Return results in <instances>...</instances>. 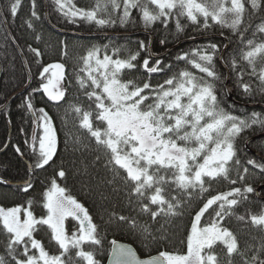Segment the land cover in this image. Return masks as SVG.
<instances>
[{
  "label": "snow or ice",
  "instance_id": "1",
  "mask_svg": "<svg viewBox=\"0 0 264 264\" xmlns=\"http://www.w3.org/2000/svg\"><path fill=\"white\" fill-rule=\"evenodd\" d=\"M21 3L12 0L9 4L11 18L17 17ZM51 3L61 22L78 27L88 24L97 30H127L139 22L145 31L161 33L159 44L164 48L170 42L178 43L189 24L202 36L217 26L224 36L226 29L240 47L226 53L231 41L225 37L227 43L209 40L171 56L153 52L151 38L135 41V47L127 37L124 44L106 37L108 43L80 45L84 54L78 57L79 71L74 79L86 103H72L66 99L68 89L74 86L72 80L67 87L62 86L65 64L43 65L41 48L28 45L41 70L37 86L27 80V94L17 108L31 117L30 139L24 143L32 162L15 187L13 181L0 177V188L4 189L0 198L30 194L35 190L37 170H46L56 162L58 129L45 107L35 106V96L41 93L56 107L64 102L65 113L76 114L89 144L79 133L72 134L74 149L91 150L92 142L103 149L105 167L112 172L109 183L120 180L129 203L134 201L141 214L153 221L163 215L168 223L189 216L182 252L165 250L141 259L134 248L113 240L110 264H264V241L254 251L248 245L242 249L225 223L231 217L245 221L248 215L251 224L264 231V206L259 213L236 211L251 203L254 183L264 180V163L240 156L242 144L250 143L249 133H264V113L253 110L240 116L226 110L222 105L230 91L226 84L230 76L219 70L222 65L235 75V85L244 96L264 97V18L254 28L252 25L262 0H95L92 6H78L75 0ZM30 5L31 18L39 21L37 0H30ZM26 23L35 31L31 19ZM34 40L39 44L42 36L37 34ZM12 44L15 40L5 35L4 48ZM25 69L30 74L27 63ZM75 99L79 101V96ZM0 111L11 124L7 96L0 102ZM61 120L66 126L64 117ZM8 147L5 143L0 150ZM13 147L21 159L26 158L19 145ZM258 148L264 151V141ZM55 177L66 180V170L60 166L41 193L44 214L36 215L34 205L38 202L31 195L20 204H0V235L4 237L0 264H100L95 258L102 246L98 225L89 209L66 194ZM113 218L122 224L131 219V229L138 231L146 247L161 237L168 239L163 231L157 236L147 224L140 225L128 216L113 214L109 223Z\"/></svg>",
  "mask_w": 264,
  "mask_h": 264
},
{
  "label": "trees",
  "instance_id": "2",
  "mask_svg": "<svg viewBox=\"0 0 264 264\" xmlns=\"http://www.w3.org/2000/svg\"><path fill=\"white\" fill-rule=\"evenodd\" d=\"M11 2L12 0H0V102H3L5 96L10 98L15 94L9 101L11 124L8 123L7 114L0 111V146L7 143V141L9 143V147L6 150H0V177L13 182H20L22 178H25L26 165L32 162V157L29 155L24 143L26 139H30L32 131L31 117L26 116L17 108L24 95L27 94L28 89L25 87L27 80H31L33 87L37 86V74L41 70L40 66L34 62L33 55L28 52V45L41 48L43 65L50 61L61 60L64 62L66 66L64 86H68L69 79L72 80L74 85L66 93V99L72 103L81 101L86 103V98L79 92L78 86H75L74 79V73L79 71L80 62L78 57L84 54V48L80 45L108 43L109 41L106 37H112L117 44H124L126 42L124 37H127L128 40L133 42L131 46L135 47V41H146L151 38L153 41L151 50L153 52L160 54L170 53L171 56H175L182 50H187L197 44L206 43L209 40L217 43H227L228 41L225 40V37H228V40L231 41L229 47L225 49L226 53H231L240 47L238 41L230 35L228 30H223L224 36H221L219 26L215 30L209 31L207 36H202L194 32L193 26L189 24L178 43L170 42L164 48L159 44L161 33L151 29L145 31L139 22L135 28L129 26L127 30L118 27L97 30L95 26H89L88 24H82L79 27L69 25L60 21L58 14L54 11L51 0H37V11L41 16L39 21L31 18L30 0H22L18 15L13 19L8 15V7ZM76 2L81 6H92L95 0H81V2L76 0ZM262 18H264V0H262L260 11L252 17L253 28L260 23ZM29 19L32 20L35 31L27 27L26 21ZM182 23L188 22L182 20ZM169 27L174 30V24H170ZM156 28L159 29L160 25L157 24ZM251 33L252 29L249 30L247 36L251 37ZM37 34L42 36L39 44L34 40ZM5 35L8 37L10 35L15 40V44L10 45L7 49L3 46V37ZM189 36L194 37V39H188L187 37ZM260 38V34H258V42ZM65 42L67 44L66 48L64 47ZM175 45H177L176 48L167 52V49ZM65 52L66 55L63 54ZM25 63L31 70L30 74L25 69ZM219 70L222 74L230 76L227 80V87L230 89L232 96L230 99L229 91H227L224 96L225 102L222 105L226 110L240 116H247L253 110L264 113V97L256 95L255 99H251L244 96L242 90L237 89L235 85V75L222 65ZM80 75L84 74L80 73ZM247 79L248 77L246 76L245 80ZM255 84L256 81L253 79V85L255 86ZM76 96H79V101L75 99ZM34 103L37 108L45 107L49 114L54 117L59 138L58 156L51 167L46 170H37L36 176L33 177L35 186L33 192L10 196L7 199L0 198L1 204H20L25 201L26 195H31L38 202L34 205L36 215L44 214L46 210L42 208V203H40L41 193L47 189L54 172L62 166L66 170L67 179L55 178L62 187L66 188L67 194L72 195L89 209L94 222L98 225L102 246L97 251L95 258L100 261V264H105L113 240L129 243L140 257L158 255L160 251L165 250L169 252H182L184 250L181 240L184 237L185 229L189 226V216L187 214L173 223L166 222V218L163 215L153 221L147 214H141L134 201L129 203L124 185L120 180L115 181V183H109L112 180V172L105 167L106 155L103 149H98L94 142L91 143V150L85 148L74 149L72 134L79 133L84 137V143L89 144L87 134L79 129L76 114L72 111L65 113L66 105H64V102H61V107H56L47 101V98L41 93L36 94ZM61 117H64L66 126L65 123H62ZM21 128L25 130L24 134H21ZM258 134L249 133V137L251 138ZM66 140L67 144L65 143ZM262 141H264V136L250 141L248 145L242 144L241 159L253 158L258 162L264 163V151H260L258 148ZM14 145L21 147L25 152L26 158L21 159L14 151ZM97 155L100 156V160L96 159ZM252 179L253 177L250 176L249 180ZM263 184L264 180H257L254 183V187L256 189ZM116 189H119V191ZM0 191H4V189L0 188ZM249 198L251 203H245L237 208L238 214H246V209H250L251 213L261 212L262 206H264V186L260 188L258 197L253 193L249 194ZM113 214L115 216H128L135 219L140 225L147 224L157 236H160L161 231H163L168 239L161 237V239L150 243L146 247L138 237V231L134 232L131 229V219L129 224L117 223L114 218L109 223V219ZM205 219H207V216ZM225 223L238 237L242 249L248 245L254 251L264 241V231L253 226L248 215H246L245 221H239L235 217H231ZM3 240L4 237L0 235V252L3 251ZM85 247L91 250L89 246L86 245ZM252 251L249 252V255L252 254ZM261 258L264 259V253L261 254Z\"/></svg>",
  "mask_w": 264,
  "mask_h": 264
},
{
  "label": "water",
  "instance_id": "3",
  "mask_svg": "<svg viewBox=\"0 0 264 264\" xmlns=\"http://www.w3.org/2000/svg\"><path fill=\"white\" fill-rule=\"evenodd\" d=\"M6 29H7V28H6ZM9 37H10V35H9ZM10 38H11V37H10ZM176 47H177V45L171 47L170 49L167 50V52L171 51L172 49H174V48H176ZM226 84H227V81H226ZM14 96H15V94H13V95L9 98V101H10ZM231 96H232V93L230 92V93H229V98H230V99H231ZM261 136H264V133H262V134H258V135L254 136V137H251V138H250V141H252V140H254V139H256V138H259V137H261ZM7 143H8V141H7ZM14 185H15V184H14ZM263 186H264V185H261V186H259V187L256 189V191H255L256 196L259 195L258 192H259L260 188H262ZM115 241L117 242V244H124V245L130 246V247L133 248V246H131L129 243H126V242H123V241H119V240H115ZM134 250H135V249H134ZM111 251H112V243H111V245H110L109 253H108V256H107V258H106L105 264H110ZM152 256H156V255H151V256H148V257H140V256H139V257H140L141 259H146V258H150V257H152Z\"/></svg>",
  "mask_w": 264,
  "mask_h": 264
},
{
  "label": "rangeland",
  "instance_id": "4",
  "mask_svg": "<svg viewBox=\"0 0 264 264\" xmlns=\"http://www.w3.org/2000/svg\"><path fill=\"white\" fill-rule=\"evenodd\" d=\"M80 2H81V0H80ZM75 3L77 4L78 2H76V0H75ZM78 5V4H77ZM78 6H81V5H78ZM49 63H64V62H62L61 60H57V61H50V62H46V63H44V65L46 66L47 64H49ZM62 86H64V82H62ZM65 87V86H64ZM57 183H59L58 182V180H57ZM60 184V183H59ZM60 186H61V184H60ZM62 187V186H61ZM47 190V189H46ZM67 194V193H66ZM69 195V194H68ZM1 204V203H0ZM5 205V204H4Z\"/></svg>",
  "mask_w": 264,
  "mask_h": 264
},
{
  "label": "bare ground",
  "instance_id": "5",
  "mask_svg": "<svg viewBox=\"0 0 264 264\" xmlns=\"http://www.w3.org/2000/svg\"><path fill=\"white\" fill-rule=\"evenodd\" d=\"M16 183H18V182H13V186H15L14 184H16Z\"/></svg>",
  "mask_w": 264,
  "mask_h": 264
},
{
  "label": "crops",
  "instance_id": "6",
  "mask_svg": "<svg viewBox=\"0 0 264 264\" xmlns=\"http://www.w3.org/2000/svg\"><path fill=\"white\" fill-rule=\"evenodd\" d=\"M33 127V126H32Z\"/></svg>",
  "mask_w": 264,
  "mask_h": 264
}]
</instances>
